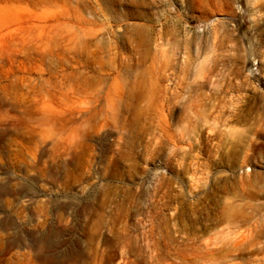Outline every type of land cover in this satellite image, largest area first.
Returning <instances> with one entry per match:
<instances>
[{"label":"rangeland","instance_id":"374dc122","mask_svg":"<svg viewBox=\"0 0 264 264\" xmlns=\"http://www.w3.org/2000/svg\"><path fill=\"white\" fill-rule=\"evenodd\" d=\"M236 1L0 0V264H248L264 0Z\"/></svg>","mask_w":264,"mask_h":264},{"label":"bare ground","instance_id":"6f19581e","mask_svg":"<svg viewBox=\"0 0 264 264\" xmlns=\"http://www.w3.org/2000/svg\"><path fill=\"white\" fill-rule=\"evenodd\" d=\"M236 3H237V6L239 8L240 1L237 0ZM228 5L225 8L223 7L224 9L222 8L223 9L222 12L225 11V13H224L225 16L233 19L235 17V14H233V11L235 9L232 11V9H230V6H228ZM253 5H254V3H253ZM226 20H227V18H226ZM203 21L209 23L212 26L213 39L211 42L212 43V46H211L212 49H210V50H212V53H213L212 57L213 58H212V60L208 61V60H206L207 55L205 54L206 56L203 57L204 55L201 54V59H202L201 63H204V66H208V67L215 66L216 67L219 64V62L221 61V59L224 56H226L224 53V52H226V50L224 51V49H223L226 42L228 41L229 43L233 44L234 39H233V36L231 35V33L229 34L228 30L225 27L226 26L225 25V18H224V20H220V19L208 14V15H206V17L204 18ZM233 35H235V34H233ZM186 42L189 45L194 44V41H193V43L190 40H187ZM197 48L199 49V45ZM237 54H239V53H237ZM254 54H255L254 50L252 48H250V50L247 52V58H246V60H244L246 66H249L250 62L252 63V57L254 56ZM233 55H236V52L233 53ZM236 57H239V55L238 56L236 55ZM188 58L189 57L187 56V59ZM187 59L185 62L186 65L190 66V65L194 64V62H192L191 57L188 60ZM255 59L256 58L254 57V60ZM251 186L253 188V185H251ZM261 189H264V187H262ZM262 192H263V190H260V193L258 195L256 193H254V195L252 194L251 199H253L255 197L264 198V193H262ZM249 210L250 211L248 212V216H247L246 228L245 229L238 228L234 231L233 242H232L234 259L236 261H238L242 256H245L248 264H264V203L256 204V203L250 202ZM236 264H239V263H236Z\"/></svg>","mask_w":264,"mask_h":264}]
</instances>
